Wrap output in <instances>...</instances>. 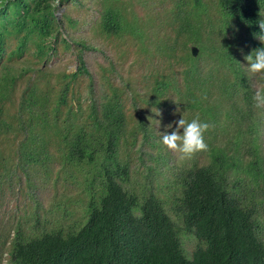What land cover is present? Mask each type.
I'll return each mask as SVG.
<instances>
[{
	"label": "trees",
	"instance_id": "trees-1",
	"mask_svg": "<svg viewBox=\"0 0 264 264\" xmlns=\"http://www.w3.org/2000/svg\"><path fill=\"white\" fill-rule=\"evenodd\" d=\"M78 1L0 0V183L11 184L20 174L34 188L35 177H50L56 165L57 180L84 175L87 193L75 226L32 236L18 228L11 263L264 264L257 236L264 215V150L258 142L264 106L254 100L259 79L245 68L246 56L262 46L264 3L215 0L221 15L216 22L202 0H177L167 21L173 34L151 38L120 0H100L102 38L127 37L136 44L142 70L135 79L150 82L149 91L140 92L114 67L99 74L87 70L83 52L91 47L67 32L65 22L75 27L77 21L58 15ZM67 55L77 64L70 72L57 64ZM156 57L167 60L163 68L155 67ZM170 106L210 124L208 148L161 186L183 230L198 242L191 258L149 183L140 190L126 185L132 153L144 167V155L155 163L170 155L147 121ZM155 148L164 152L155 154ZM154 168L146 166L149 173Z\"/></svg>",
	"mask_w": 264,
	"mask_h": 264
},
{
	"label": "rangeland",
	"instance_id": "rangeland-1",
	"mask_svg": "<svg viewBox=\"0 0 264 264\" xmlns=\"http://www.w3.org/2000/svg\"><path fill=\"white\" fill-rule=\"evenodd\" d=\"M177 0H120L123 8H127L128 17L131 13L137 15L144 23L145 32L148 35H153L151 38L160 35L162 38H168L173 34L171 25L167 23L170 19L175 3ZM208 5V16L214 21L219 22L221 15L215 7V0H202ZM78 4H69L65 8H60L58 15L65 12L66 17L77 21L75 27H68L67 32L76 40L85 42L90 49L83 52V57L87 70L90 73H100V69L110 70L111 67L116 69V75L120 72L124 77L134 81V90L140 92H148L150 82H140L135 77L141 72L142 67H139L140 55L137 51L136 44L129 41L127 37L122 40L113 38L103 39L100 34V29L96 24L99 18L101 8L100 0H80ZM100 6V7H99ZM88 7V8H87ZM152 17V19H150ZM204 18V17H203ZM202 18V19H203ZM146 19L152 25H148ZM159 33V34H156ZM259 39V38H258ZM118 41V42H117ZM191 45H196L191 43ZM73 55V54H72ZM60 61L57 64L60 70L66 69L73 71L76 69V62L72 56L59 57ZM155 67L163 68L167 60L156 57ZM98 74L94 75L99 76ZM84 78V84L87 80ZM119 82V79L116 78ZM120 84V83H119ZM155 116L147 119L149 127L155 134V140L161 141L164 131H171L166 126L170 123L175 127L174 121H177L185 113L177 106L169 108H160L155 111ZM159 121V122H158ZM182 131V130H181ZM225 137L219 142L223 144ZM153 140V139H152ZM138 142L137 148L141 146ZM259 144L264 150V126L263 131L258 139ZM143 149V146L141 147ZM144 151L150 150L145 147ZM164 149L166 147L164 146ZM153 153H163L164 150L151 149ZM170 155L164 163H155L146 159L143 156L146 166L155 168L149 173L146 166H142V162L137 159L138 153H132L131 157V174L129 184H126L129 189L140 190L145 183H149L152 187V192L161 199L164 208L178 229V237L183 244V249L186 257L191 258L192 253L198 242L193 234L186 233L183 230V223L180 217L176 216L171 205H169L166 189H162V184L165 179L171 181L173 173L192 164L193 160L197 161L198 157L195 153L190 156H185L179 151L170 150ZM200 162L205 160L200 159ZM52 169L50 177L45 178L39 175L33 180L36 187L30 188L27 186L24 177L13 179L11 184L0 183V264H12L9 256L11 241L14 232L20 228L25 236H32L34 233L49 230L50 228H69L75 226L81 221L84 216L85 202L87 193L84 190V175L75 174V181L70 178H56V165ZM2 179H0V182ZM74 182V183H73ZM260 232L257 233L259 240L264 244V215L260 216Z\"/></svg>",
	"mask_w": 264,
	"mask_h": 264
},
{
	"label": "clouds",
	"instance_id": "clouds-1",
	"mask_svg": "<svg viewBox=\"0 0 264 264\" xmlns=\"http://www.w3.org/2000/svg\"><path fill=\"white\" fill-rule=\"evenodd\" d=\"M261 3H264V0H261ZM261 14L264 15V13ZM259 27L261 34L258 38L262 46L246 56L248 64L245 68L259 79L258 87L254 93V100L256 105L261 107L264 106V19L259 21ZM156 112H158L157 109ZM174 124L175 127L172 123L166 126L168 129H172L171 131L162 133L161 143L167 149L190 156L208 148L205 133L210 124L207 120H202L199 115L191 119H187L182 115L181 118L174 121Z\"/></svg>",
	"mask_w": 264,
	"mask_h": 264
},
{
	"label": "water",
	"instance_id": "water-1",
	"mask_svg": "<svg viewBox=\"0 0 264 264\" xmlns=\"http://www.w3.org/2000/svg\"><path fill=\"white\" fill-rule=\"evenodd\" d=\"M191 54H192L193 57H196L199 54L198 48L195 47V46H192L191 47Z\"/></svg>",
	"mask_w": 264,
	"mask_h": 264
},
{
	"label": "bare ground",
	"instance_id": "bare-ground-1",
	"mask_svg": "<svg viewBox=\"0 0 264 264\" xmlns=\"http://www.w3.org/2000/svg\"><path fill=\"white\" fill-rule=\"evenodd\" d=\"M130 240V239H129ZM128 241V240H127ZM85 250V249H84ZM127 250V249H126ZM124 253V252H123ZM105 254V253H104ZM137 254V253H136ZM135 255V254H134ZM65 256V255H64ZM130 257V256H129ZM71 263V262H70Z\"/></svg>",
	"mask_w": 264,
	"mask_h": 264
}]
</instances>
